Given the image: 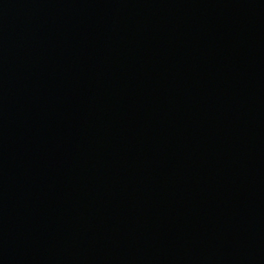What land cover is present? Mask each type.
Instances as JSON below:
<instances>
[{"label":"water","instance_id":"95a60500","mask_svg":"<svg viewBox=\"0 0 264 264\" xmlns=\"http://www.w3.org/2000/svg\"><path fill=\"white\" fill-rule=\"evenodd\" d=\"M0 264H264V0H0Z\"/></svg>","mask_w":264,"mask_h":264}]
</instances>
